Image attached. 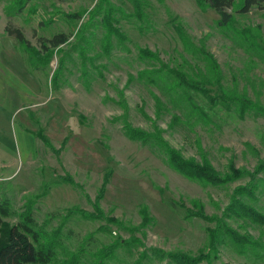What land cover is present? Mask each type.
Instances as JSON below:
<instances>
[{
    "label": "rangeland",
    "instance_id": "374dc122",
    "mask_svg": "<svg viewBox=\"0 0 264 264\" xmlns=\"http://www.w3.org/2000/svg\"><path fill=\"white\" fill-rule=\"evenodd\" d=\"M142 1L140 20L130 0H31L20 12L0 0V199L12 210L4 220L14 224L30 208L57 242L51 264H179L176 255L180 264H264L262 250L240 254L228 240L216 252L208 247V230L220 219L264 245V224L225 215L249 176L213 186L192 182L123 129L125 121L147 133L157 130L183 157L207 158L221 178L231 169L254 173L264 213V169L256 172L264 160V118L216 108L212 124L169 128L173 111L158 114L153 93L161 92L137 77L158 64L141 59L142 48L187 69L191 58L175 30L180 25L193 45L214 56L224 85L235 75L238 88L247 85L251 98L264 104V58L247 52L235 35L250 30L264 49V11L233 12L235 30L224 32L217 14L194 0ZM108 5L125 40L119 45L112 36L105 54L101 21ZM73 14L78 17H68ZM7 26L37 49L39 38L59 33L68 43L35 69Z\"/></svg>",
    "mask_w": 264,
    "mask_h": 264
},
{
    "label": "trees",
    "instance_id": "16d2710c",
    "mask_svg": "<svg viewBox=\"0 0 264 264\" xmlns=\"http://www.w3.org/2000/svg\"><path fill=\"white\" fill-rule=\"evenodd\" d=\"M9 1H12V4L6 5V9L8 11L15 9L20 12L31 0ZM130 1L133 6V16L142 20L145 16L143 12L145 3L142 0ZM194 1L202 11L210 9L217 14L218 18L215 24L224 32L235 30L233 28L235 23L233 12L246 14L253 8L264 11V0ZM103 11L101 25L106 31L101 42L104 53L109 54L112 48V36H116L119 45H123L125 36L112 24L115 14L114 8L108 5ZM68 17L75 18L78 17V14L68 15ZM175 30L183 45L184 53L191 58V61L185 60L184 62L187 69H183L181 66L170 67L160 60L157 53L146 48L138 51L141 59L158 63L151 68L138 71L137 77L138 80L154 86L161 92L160 96L153 93L158 114L164 111H173L169 128L177 125L191 127L198 124L202 126L212 124L211 112L213 113L216 108L232 111L239 118H244L246 115L264 118V104L259 99L251 98L247 85L238 88L235 75H232L230 84L224 85L221 67L214 56L204 48L203 44L199 47L193 45L180 25H177ZM5 31L28 54L29 61L35 65V69L37 65L47 64L51 59L52 52L68 43V36L59 33L49 39L39 38L38 45L40 48L37 49L30 44L20 29L7 26ZM235 35L239 45L244 47L247 52H254L253 54L264 58V49H261L256 43L250 30L235 32ZM41 53L45 54V57L41 56ZM133 79L134 77L130 76L129 80L133 81ZM214 87L217 89L216 92L212 91ZM123 129L129 139L159 150L164 155L165 162L170 169L192 182L203 186H213L240 179L244 175L249 176L248 184L239 188L241 194L238 195L239 200L232 199L225 215L233 220L244 218V220H249L252 223L264 224V213L261 212V208L256 203L260 195H255L260 181H256L258 179L254 173L250 175L246 171L231 169L221 178L207 158L200 155L201 161L198 162L193 158L183 157L179 151L164 141L160 136L161 132L155 130L153 133H147L132 127L125 121ZM263 169L264 160L259 162L256 172ZM253 203L256 204L253 205ZM11 215L12 210L9 201L4 198L0 199V264H51L56 258L57 242L46 233L42 226L37 225L30 208H24L18 216V221L14 224H9L4 220ZM197 216L201 217L200 215ZM144 218H146L145 213ZM214 229L208 230V247L213 252H216L217 246L227 243L228 240V244H232L231 246L235 247L240 254L248 252V254L256 256L259 250L264 253V245L260 244L259 240L255 241L247 234L241 236L236 230L224 226L221 219L216 221ZM174 258L179 264L183 263L181 256L176 255Z\"/></svg>",
    "mask_w": 264,
    "mask_h": 264
}]
</instances>
